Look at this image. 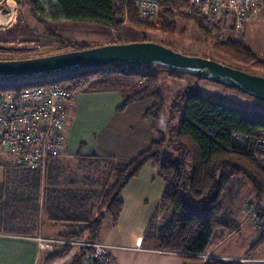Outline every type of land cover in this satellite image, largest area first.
Segmentation results:
<instances>
[{
	"label": "trees",
	"instance_id": "1",
	"mask_svg": "<svg viewBox=\"0 0 264 264\" xmlns=\"http://www.w3.org/2000/svg\"><path fill=\"white\" fill-rule=\"evenodd\" d=\"M136 1L31 0L29 8L32 17L41 23L83 22L103 25L114 32L131 27L143 34L161 31L170 37L178 31V18L192 20L212 53L229 67L248 73L251 72L244 67L264 70V61L255 56L243 40L236 35L232 37L235 27L233 25L229 30L226 19L208 24L176 0L165 1L155 18L144 19L139 16ZM51 35L57 40L62 39L56 33ZM67 45L74 48L72 51L95 48L83 42H68ZM6 60L15 59H0ZM137 68L125 64L121 68H91L54 75L51 80L0 78L1 96L52 84L79 93L114 87L113 79L109 78L124 81L131 80L129 76H132L137 83L135 90L124 95L117 112L151 100L152 106L144 117L152 121L156 133L150 147L127 164H117L111 158L97 155H79L85 170L83 180L79 179V174H71L59 166L60 156L51 160L44 175L41 171L18 165L8 172L5 170L4 173L10 176L0 185V219L12 223L16 229L0 231V234L35 237L42 233L43 225L49 223L68 228L59 235L60 239L97 242L107 218L114 225L120 221L124 210L122 194L126 187L148 164H152L158 168L165 187L150 224L163 212H169V217L159 228L158 250L189 255L184 258L192 264H238L220 260L201 262L198 256L207 255L215 241L230 234L236 225L224 207V200L237 176L243 175L250 184L254 194L251 201L264 216V165L250 152L234 146L236 137H255L264 130V114L218 104L203 98L200 91H188L174 99L175 104L162 122L165 108L158 75ZM117 87L121 89L122 86ZM101 171L103 178L96 183L91 172L99 174ZM263 242L264 234L254 248ZM75 249L70 264H84L89 251L71 246L56 248L53 253L46 254L44 263L52 264Z\"/></svg>",
	"mask_w": 264,
	"mask_h": 264
},
{
	"label": "rangeland",
	"instance_id": "2",
	"mask_svg": "<svg viewBox=\"0 0 264 264\" xmlns=\"http://www.w3.org/2000/svg\"><path fill=\"white\" fill-rule=\"evenodd\" d=\"M10 4L14 6V10L10 8ZM30 4L31 0H25L23 2L21 0H18V2H16V0H0V59L9 58L22 60L25 57L39 58L42 56L45 57L71 52L74 48L68 46V42H83L86 43L88 47L148 42L171 48L186 56L200 57L214 60L226 66L229 65L222 61L221 57L212 53L210 45H207V43L201 39L199 29L192 20L178 18V31L173 37L164 35L161 31L143 34L131 27H126L114 32L103 25L83 22L60 21L41 23L39 20L32 17L29 8ZM225 19L227 20V28L231 30L234 25L233 17H224V20ZM245 27L246 29L244 28L245 30L239 33L232 31V37L236 35V38H239L240 41L243 40L244 43L251 48L255 56L264 61V15H260L256 20L248 22ZM51 33L60 35L62 38L60 40H62L63 43L57 40L58 38L52 36ZM110 67L121 68L122 65H110ZM137 69L146 72H154L158 75L165 108L162 122L168 117L170 113L169 108L175 104L174 99L180 93L188 91L191 93L200 91V95L203 98L218 104L264 114V101L251 97L239 90L213 83L176 69H168L155 65H142L138 66ZM244 69L255 75L264 77L263 69L251 70L245 67ZM53 76L54 75H44L27 80H51ZM129 77L133 80L135 79L132 76ZM132 79L130 81H133ZM139 84L142 85L143 83L139 82ZM75 94H78V92ZM74 99L75 97L73 100ZM152 103V101H146L145 103H141L140 106L147 109ZM136 108L138 111L140 107ZM134 113L135 109L131 107L126 113L127 115H125V118L121 117L118 121L122 122L126 118L133 116ZM83 118L84 116H81L79 120ZM178 118H180V116H178ZM141 119L144 123V127L152 131L153 140H155L156 133L155 130L150 128V119H146L145 117ZM124 125L126 126V122H124ZM109 131H111V129H109ZM119 131L120 130H118V132ZM141 131L142 129L139 128L138 132L140 133ZM113 132L115 133L116 131L113 129ZM79 155L80 154L67 157L61 154L58 162L60 167L66 168L71 174H79V179L83 180L82 175H84L85 170L81 165ZM14 165H16V161L13 154L0 153V185L5 181V178L10 176V174H5L4 171H10L11 167ZM44 173L42 174L44 175ZM102 173V171L99 172V174L91 172L96 183L103 178L104 174ZM164 187L165 184L159 175L158 168L152 164H148L140 175L129 183L123 192L122 199L124 201V210L118 224L114 225L109 218L105 220L103 228L96 239L97 242H103V244L105 243L106 245L118 248L115 250L118 257V264H182L184 262V260L179 257L172 260L152 254L153 249H157L158 246L159 228L164 223V217L160 215L152 224H150V220L159 207ZM253 195L250 184L243 175H239L235 178L224 200V207L226 211L230 213V216L234 218L238 217L240 208L248 201H251ZM247 220L249 219L247 218ZM249 222L251 223L250 220ZM249 222L244 221L247 229H250ZM13 226L12 223H5L0 219V231L15 230L16 228ZM66 231H68L66 226H54L46 223L43 225L42 235L55 239L59 237L60 233ZM248 238L249 237H246L244 241H246L245 244L250 245L249 242L251 240ZM231 244L232 243L228 241L223 247L230 250L232 247ZM239 247H243L242 242ZM249 247L247 249H249ZM260 250L264 252V244ZM75 251L76 249L69 255L56 260L52 264H70ZM208 255L210 256L209 260H217L215 257L211 256L210 253L206 256ZM242 255L244 257H246V255L253 257L251 252L248 254L246 252ZM183 256L189 257V255ZM200 261L204 262L205 260L200 259Z\"/></svg>",
	"mask_w": 264,
	"mask_h": 264
},
{
	"label": "built area",
	"instance_id": "3",
	"mask_svg": "<svg viewBox=\"0 0 264 264\" xmlns=\"http://www.w3.org/2000/svg\"><path fill=\"white\" fill-rule=\"evenodd\" d=\"M165 1L167 0H137L139 16L144 19L155 18ZM176 1L185 4L188 10L195 11L208 24H215L226 16H232L237 33L264 11V0ZM75 95L56 84L27 89L19 94H2L0 153L13 154L16 165L44 173L51 160L60 156L65 149L70 120L69 103ZM234 146L250 152L264 165V130L259 131L255 137H236ZM242 214L251 221L254 229L264 233V216H261L255 202L248 201ZM25 238L36 242L39 249L47 253L65 246L88 250L84 264H117L113 254L115 247L102 242L50 239L42 235ZM198 258L206 262L210 256L201 255Z\"/></svg>",
	"mask_w": 264,
	"mask_h": 264
},
{
	"label": "crops",
	"instance_id": "4",
	"mask_svg": "<svg viewBox=\"0 0 264 264\" xmlns=\"http://www.w3.org/2000/svg\"><path fill=\"white\" fill-rule=\"evenodd\" d=\"M260 15H264V12L262 11L258 16L260 17ZM258 16L252 21L259 18ZM109 79H113L112 82L115 83L114 87L79 92L76 94L75 99L69 103L70 120L66 136V146L62 153L63 156L73 157L80 154L81 156L88 157L97 155L111 158L117 164H127L146 151L154 141L152 131L146 129L143 121H141V118H144L146 111L152 105L147 109L140 106L141 103L146 102L144 101L130 105L123 114L116 112L124 101V95L134 92V86L137 83L130 81V79L117 81L116 77ZM117 86L122 87L120 89ZM148 101L151 102L150 100ZM131 107L135 109L134 115L122 122L118 121L121 117L125 118L126 113ZM136 107H140L138 111ZM81 116H84V118L79 120ZM124 122H126V126ZM149 122L150 128L153 129L152 121L149 120ZM139 128L142 129L140 133L138 132ZM113 129L116 131L115 133ZM118 130L120 131L118 132ZM244 206L238 211V217H233L236 224L233 226V231L224 237L218 238L209 253L215 259L221 261H232L238 264H264V252L260 250L264 242L254 249V246L260 242L264 233L254 229L249 220H247V217L242 214ZM162 216L164 217L163 221H165L169 217V212H163ZM244 221L249 222L250 229L246 228ZM246 237H249L248 239L251 240L249 242L250 245L245 244L246 241L244 240H246ZM228 241L232 243L230 250L223 247ZM241 242L243 243L242 248L239 247ZM248 247L249 249H247ZM116 249L118 248L115 247L113 254L118 264V257L115 253ZM245 251L247 254L251 252L253 257L249 255L244 257L242 254H245ZM46 254L48 253L41 251L37 243L30 239L22 236L0 234V264H45L44 258ZM152 254L172 260L179 257L184 260L182 264H192L190 260L184 258L185 256L160 251L158 247L157 249H153Z\"/></svg>",
	"mask_w": 264,
	"mask_h": 264
},
{
	"label": "water",
	"instance_id": "5",
	"mask_svg": "<svg viewBox=\"0 0 264 264\" xmlns=\"http://www.w3.org/2000/svg\"><path fill=\"white\" fill-rule=\"evenodd\" d=\"M117 64L155 65L184 71L264 101V77L148 42L113 44L39 58L0 61V78L27 80Z\"/></svg>",
	"mask_w": 264,
	"mask_h": 264
},
{
	"label": "bare ground",
	"instance_id": "6",
	"mask_svg": "<svg viewBox=\"0 0 264 264\" xmlns=\"http://www.w3.org/2000/svg\"><path fill=\"white\" fill-rule=\"evenodd\" d=\"M10 6H11L10 8H11L12 10H14V6H13V5H11V4H10ZM15 7H16V6H15Z\"/></svg>",
	"mask_w": 264,
	"mask_h": 264
}]
</instances>
